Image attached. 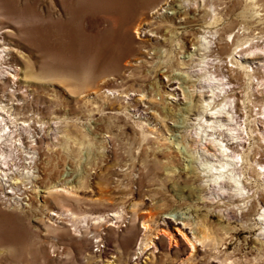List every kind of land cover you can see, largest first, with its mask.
Here are the masks:
<instances>
[{
	"label": "rangeland",
	"instance_id": "rangeland-1",
	"mask_svg": "<svg viewBox=\"0 0 264 264\" xmlns=\"http://www.w3.org/2000/svg\"><path fill=\"white\" fill-rule=\"evenodd\" d=\"M87 1L0 0V67L19 76L0 74V104L29 124L36 175L13 205L0 201V264H264L254 204L211 198L195 153L185 160L194 137L174 124L200 97L169 76L191 69L199 28L264 36V0ZM255 109L241 114L251 128ZM49 210L72 217L52 222Z\"/></svg>",
	"mask_w": 264,
	"mask_h": 264
},
{
	"label": "bare ground",
	"instance_id": "bare-ground-1",
	"mask_svg": "<svg viewBox=\"0 0 264 264\" xmlns=\"http://www.w3.org/2000/svg\"><path fill=\"white\" fill-rule=\"evenodd\" d=\"M164 5L166 8L162 10L168 14L179 12L173 9L167 11L171 5ZM198 33L184 55L187 59H194V63L191 60V69L175 71L169 76L176 79L174 82L186 94H197L200 97L199 108L194 109V103L186 101L180 109L190 113L191 117L186 123L180 118L181 121L174 124V127L183 128L186 137H194V150L185 156L188 157L185 160L191 162L197 156V159L194 158L196 169L206 177L204 182L211 198H219L224 192L230 191L231 197L242 201L234 205L237 209L253 203L257 212L250 225H258L259 234L264 236V36L247 38L238 30L225 37L219 28L214 27L199 28ZM2 40L0 35V57L6 56L9 49ZM220 50H225V55ZM11 68L7 71L4 66L0 67V74L9 73L13 79H18L17 69ZM239 70L254 82L252 93L242 91L237 73ZM169 98L175 99L172 95ZM248 101L257 107L253 116L254 128L241 116ZM171 135L169 138L173 141L183 139V135ZM26 137H32L29 124L22 127L0 104V187L3 188L0 201L8 206L13 205L15 200L14 196H9L10 193L22 194L27 191L17 184L20 179L26 185L33 183L36 176L31 166L34 153L24 144ZM248 140H254L252 142L256 144L247 147ZM17 155H22L21 161ZM191 166L187 165L188 168ZM245 169H248V177L244 176ZM254 176L259 181V188L255 189L249 186V179ZM54 190L61 191L56 187ZM16 199L21 203L22 197ZM70 214L63 210H49L48 220L61 222L67 216L72 217ZM177 218L182 219L179 216ZM144 226L147 227L146 224ZM1 240H5L2 234ZM14 241L16 239L7 242ZM188 241L194 247L193 242L190 239ZM5 247L0 245V250Z\"/></svg>",
	"mask_w": 264,
	"mask_h": 264
}]
</instances>
